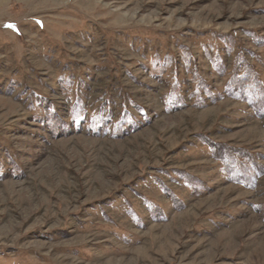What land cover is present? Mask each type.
Wrapping results in <instances>:
<instances>
[{
  "label": "rangeland",
  "instance_id": "obj_1",
  "mask_svg": "<svg viewBox=\"0 0 264 264\" xmlns=\"http://www.w3.org/2000/svg\"><path fill=\"white\" fill-rule=\"evenodd\" d=\"M238 57L264 85V0H0V264H264V113L224 92ZM122 108L139 128L114 137ZM213 143L261 173L229 180Z\"/></svg>",
  "mask_w": 264,
  "mask_h": 264
},
{
  "label": "trees",
  "instance_id": "obj_2",
  "mask_svg": "<svg viewBox=\"0 0 264 264\" xmlns=\"http://www.w3.org/2000/svg\"><path fill=\"white\" fill-rule=\"evenodd\" d=\"M236 61L237 63L234 64L232 74L225 84L224 92L230 96L241 98L243 101L250 102V105H252L255 112L261 111L264 113V85L261 79L259 78L253 65L246 62L244 59H241V57H238ZM195 80V91L197 93L204 91L208 97L212 98L213 95L211 94L207 87L208 85L204 82V80ZM180 101L181 98L178 94V91L175 88H172L171 93L168 95L166 104L169 106L176 105ZM124 110L125 108H122L119 116L111 127L114 137L125 136L139 128V121L134 119L128 113L124 114ZM43 118L47 123V126L50 128V131L54 133L53 136L58 134V132L64 133L68 130V127L64 121L57 117L52 108H50V110L46 109ZM105 124V119L99 117L98 125L94 127L95 129L93 132L95 133L97 130L104 129ZM211 154L220 164L222 171H224L229 177V180L239 183L246 182L248 179L251 180L253 175L243 173V171H249L248 169L254 171V174H258L259 172L261 173V167L257 164V155L246 149L234 148L224 144L213 143ZM182 180L190 188L192 194L198 195L204 191V189L201 187L202 183L199 179L190 177L189 175H182ZM170 196L173 206L176 208H182L181 202L174 195L171 194ZM149 211L153 218H156V216H163L162 212L160 213L158 210H155L152 207Z\"/></svg>",
  "mask_w": 264,
  "mask_h": 264
},
{
  "label": "snow or ice",
  "instance_id": "obj_3",
  "mask_svg": "<svg viewBox=\"0 0 264 264\" xmlns=\"http://www.w3.org/2000/svg\"><path fill=\"white\" fill-rule=\"evenodd\" d=\"M7 27H13L12 25H7Z\"/></svg>",
  "mask_w": 264,
  "mask_h": 264
}]
</instances>
